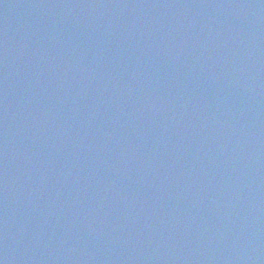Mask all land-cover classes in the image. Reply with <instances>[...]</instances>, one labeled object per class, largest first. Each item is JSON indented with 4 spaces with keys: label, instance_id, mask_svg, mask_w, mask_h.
I'll list each match as a JSON object with an SVG mask.
<instances>
[{
    "label": "water",
    "instance_id": "1",
    "mask_svg": "<svg viewBox=\"0 0 264 264\" xmlns=\"http://www.w3.org/2000/svg\"><path fill=\"white\" fill-rule=\"evenodd\" d=\"M0 264H264V0H0Z\"/></svg>",
    "mask_w": 264,
    "mask_h": 264
}]
</instances>
